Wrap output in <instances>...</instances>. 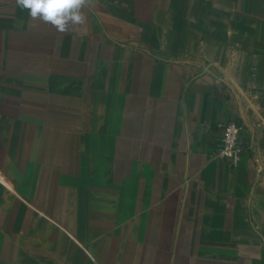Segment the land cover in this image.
I'll use <instances>...</instances> for the list:
<instances>
[{
	"label": "crops",
	"instance_id": "1",
	"mask_svg": "<svg viewBox=\"0 0 264 264\" xmlns=\"http://www.w3.org/2000/svg\"><path fill=\"white\" fill-rule=\"evenodd\" d=\"M78 10L59 31L0 0V264H264V0ZM45 63H100L122 109L98 151L8 105L44 101ZM229 120L236 168L213 156Z\"/></svg>",
	"mask_w": 264,
	"mask_h": 264
},
{
	"label": "rangeland",
	"instance_id": "2",
	"mask_svg": "<svg viewBox=\"0 0 264 264\" xmlns=\"http://www.w3.org/2000/svg\"><path fill=\"white\" fill-rule=\"evenodd\" d=\"M49 66L45 71L46 90L42 94L44 101H8V105L23 107H38L44 109V123L49 125L50 130L46 131L45 138H60L61 141H77V154H82L86 150L98 151L100 148L89 147L87 140L98 139V134L102 124L105 130L111 129L116 117L110 113H116L117 109H122L119 101L106 98L109 93H105L102 99L100 63H54V71L51 68L53 63H45ZM108 87V84H105ZM124 106V105H123ZM104 110V112H103ZM102 112L105 114L102 116ZM30 123L35 122V117H25ZM39 122L41 117L39 116ZM54 125V126H52ZM59 129L52 132L51 128ZM54 134V135H53ZM63 142L61 145H67ZM68 143V142H67ZM90 145V144H88ZM94 145V144H93ZM63 150V149H62Z\"/></svg>",
	"mask_w": 264,
	"mask_h": 264
},
{
	"label": "clouds",
	"instance_id": "3",
	"mask_svg": "<svg viewBox=\"0 0 264 264\" xmlns=\"http://www.w3.org/2000/svg\"><path fill=\"white\" fill-rule=\"evenodd\" d=\"M80 3L81 0H17L20 7L29 10L31 17L50 22L59 31H64L69 23L82 21Z\"/></svg>",
	"mask_w": 264,
	"mask_h": 264
},
{
	"label": "built area",
	"instance_id": "4",
	"mask_svg": "<svg viewBox=\"0 0 264 264\" xmlns=\"http://www.w3.org/2000/svg\"><path fill=\"white\" fill-rule=\"evenodd\" d=\"M222 128L221 143L213 156L236 168L245 151L243 142L244 126L237 120H229L222 124Z\"/></svg>",
	"mask_w": 264,
	"mask_h": 264
}]
</instances>
